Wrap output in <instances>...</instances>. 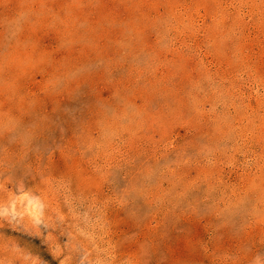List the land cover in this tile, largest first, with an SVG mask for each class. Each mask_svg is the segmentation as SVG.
Listing matches in <instances>:
<instances>
[{
  "label": "rangeland",
  "instance_id": "374dc122",
  "mask_svg": "<svg viewBox=\"0 0 264 264\" xmlns=\"http://www.w3.org/2000/svg\"><path fill=\"white\" fill-rule=\"evenodd\" d=\"M0 264H264V0H0Z\"/></svg>",
  "mask_w": 264,
  "mask_h": 264
}]
</instances>
